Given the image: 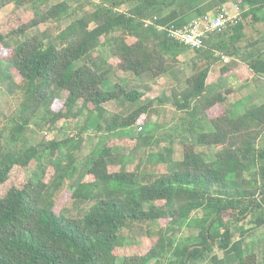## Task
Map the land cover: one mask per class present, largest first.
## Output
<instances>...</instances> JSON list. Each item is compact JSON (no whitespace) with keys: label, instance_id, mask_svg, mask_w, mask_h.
Listing matches in <instances>:
<instances>
[{"label":"trees","instance_id":"trees-1","mask_svg":"<svg viewBox=\"0 0 264 264\" xmlns=\"http://www.w3.org/2000/svg\"><path fill=\"white\" fill-rule=\"evenodd\" d=\"M232 2L242 9L237 22L208 35L183 62L190 49L160 26H183ZM8 3L11 11L0 17V81L13 79L26 95L21 122L10 134L12 146L0 140V264H259L252 246L248 251L244 246L250 232L264 230V94L240 111L235 107L241 99L237 82L247 87L264 80V32L254 35L264 21L259 14L264 0H0V10ZM127 3L132 4L122 10ZM146 19L153 23L145 25ZM47 22L57 24L50 37L34 31ZM102 44L110 51L104 65L93 54ZM77 61L81 64L73 69ZM115 72L148 75L155 82L129 88L117 81L106 90ZM112 100L147 103L109 114L103 105ZM154 103L197 115L187 123H199V130L191 140L180 134L179 157L174 139L149 168L141 161L130 170L126 153L115 149L123 146L133 154L151 145L142 124ZM42 106L51 114L45 124L52 135L20 145ZM92 117L110 118L105 127L96 126L104 131L113 125L141 130L109 138L90 157L70 197L94 202L84 215L66 217L53 202L41 205L40 199L64 178L72 185V153L82 149ZM66 120L77 122V140L56 138L58 123ZM197 144L217 150L207 159ZM42 156V164L53 169L49 180H42L39 168L36 179L21 185V174ZM146 221H157L159 233L147 238L146 246L126 243L123 229ZM182 227L198 233L179 241Z\"/></svg>","mask_w":264,"mask_h":264},{"label":"rangeland","instance_id":"rangeland-1","mask_svg":"<svg viewBox=\"0 0 264 264\" xmlns=\"http://www.w3.org/2000/svg\"><path fill=\"white\" fill-rule=\"evenodd\" d=\"M59 0H50V3H54ZM132 3H127L126 5L122 6V10H127ZM235 2H232L228 4V9L231 14H234L238 11L235 9ZM13 6V3H8L5 7L0 10V17L6 15L8 12L11 11ZM33 8V6L30 4L25 7L24 11H28L26 14L28 15L29 11ZM87 10L89 9L86 8ZM242 12V9L240 8V14ZM260 14V13H259ZM262 17H264V10L261 12ZM261 16V15H260ZM57 24L55 25L53 22H47L46 24H42L39 26L37 31L41 33V36H47L50 37L55 29ZM62 26V24H61ZM254 29L258 32L254 31V35H259L260 33L264 32V21L256 25ZM33 30H31V33ZM189 49V48H188ZM95 56L100 55L101 60L100 64L104 65L106 59L110 57V51H109V45L108 44H102L100 45L93 53ZM195 54L192 50H187L185 52V55H183L181 58L183 62H186V60H189L190 57H192ZM81 62L77 61L74 63L72 68L74 69L78 65H80ZM183 67V66H182ZM130 74V75H128ZM217 76L219 75V72L216 73ZM164 80L168 79V77L164 76ZM153 79H151L148 75L143 76H135L131 73H122V72H115L110 75V78L108 81L105 82L104 88L106 90L113 89L114 82L119 81L122 85H125L129 88L135 87V86H149L151 84ZM155 82V80L152 82V84ZM157 83V80H156ZM216 89V88H214ZM239 93L241 94V99L239 102L236 103V110L240 111L243 107H248L249 104H255L257 103L264 94V80L263 83H254L250 84L249 86H239ZM25 90L23 87L19 85V83H16L13 81H0V140L2 143L7 142L6 146L10 147L12 146V142L10 139V134L12 129L15 127L16 124L21 122V115H20V108L21 103L23 99L25 98ZM166 93H169V91H166ZM147 103V101H136L134 103H127L124 101H109L104 104V108L109 114H113L116 112H124L127 113L131 109H134L136 107H140L141 105H144ZM156 104V103H154ZM152 105L148 112L145 113V120L146 122L143 123V131L144 135L148 134L151 140L150 146H140L136 151H133V154H129V150L124 148L123 146L117 147L115 150L126 153V163L127 167L131 170L135 167L136 164L141 163V161H144L143 166H146L147 168L150 167V164L154 162L155 156L157 155L158 151L161 147L169 146L168 142L175 139V144L178 146L175 149V157H179L181 154V146L178 143L179 139L182 138L180 134L187 133L188 138L192 139L194 136H190L192 133L199 130V123H194L192 125H189L187 122L192 120V116H197L195 114L189 113L185 114L180 111H177L173 106L166 104V105ZM26 116H29L28 112L25 113ZM50 112L47 110V107L42 106L40 107L35 115L31 117V121L29 125L26 127V130L22 133L21 139L19 144L26 146L28 145H35L43 140H46V137H50L52 135V130L46 127V120L49 117ZM110 121V118L106 117L105 119L98 120L96 117H92L90 120V123L88 124V128L84 131V134H82L85 139L82 143V149L78 152H73L72 156L75 157L76 161V170L75 175L72 178V185L70 184L67 179L64 178L63 184L61 186H58L60 188H57L56 185H51L47 189H45V192L43 193L40 204H45L46 201L50 200L54 203V209L58 213H60L63 216L66 217H77L84 215L89 206L94 202V200L90 201H78L75 199H72L70 197V192L73 191L74 187L77 185L78 180L83 177V175L86 173L88 166L90 165V157L93 156L99 149L102 147V145L111 137H120L123 135H136L138 133V127L137 125H132L126 128H119L116 125H113V127L109 131H104L101 128L97 129L96 126L99 123H101L102 127H105L106 124ZM201 124H204L206 126V130L211 129V126L208 122L200 121ZM56 138L58 140L66 139L68 137H73V140H77L79 136L78 133V124L74 120H66L65 122L58 123V126L56 128ZM192 129L193 132H189ZM74 135V136H72ZM152 138V139H151ZM69 145V143H68ZM197 150L203 152L205 154V157L207 159H211L213 153L210 152L211 150H217L215 147L208 148L202 144L196 145ZM214 150V151H215ZM61 151L63 153L66 152V146H62ZM48 153V152H47ZM135 153V154H134ZM46 157L41 158V160H34L30 163V165L27 167V169L21 174V185L26 182L31 176L36 179L35 177V171L36 174H40L39 168L43 170L42 173V180L48 181L49 177L53 174V169L50 165H44L42 163L45 162ZM55 161L59 160V156L54 159ZM67 161V160H66ZM42 164L41 166H39ZM144 168V169H147ZM143 169V167H142ZM146 207L148 204L145 205ZM197 216H200L201 213H197ZM165 224V223H163ZM161 225L157 221H146L142 223L135 224L132 228L123 229V233L126 236L127 240L126 243H130L131 241L135 240L140 246H146L149 244V242H146V239L149 237H152L159 233ZM198 233V229L195 227H182L180 230V233L178 235L179 241H186L187 238H190L191 236H195ZM249 244L252 246L254 251L258 254L259 258V264H264V230L258 229L250 232V235L247 239V242H245L244 250L248 251ZM123 252V251H122ZM121 252V253H122ZM201 264H209L208 261H204Z\"/></svg>","mask_w":264,"mask_h":264},{"label":"built area","instance_id":"built-area-1","mask_svg":"<svg viewBox=\"0 0 264 264\" xmlns=\"http://www.w3.org/2000/svg\"><path fill=\"white\" fill-rule=\"evenodd\" d=\"M236 13L231 14L224 6L215 14L208 13L200 16L183 26L175 24L161 25L160 28L167 31L172 39L184 44L190 50H196L203 46L205 38L213 33L218 32L222 28L233 25L240 17V6L235 4ZM155 19V17H154ZM145 25L153 23V20H144ZM224 62L229 61V57L222 56ZM141 130V127H138Z\"/></svg>","mask_w":264,"mask_h":264},{"label":"crops","instance_id":"crops-1","mask_svg":"<svg viewBox=\"0 0 264 264\" xmlns=\"http://www.w3.org/2000/svg\"><path fill=\"white\" fill-rule=\"evenodd\" d=\"M228 4L227 5H225L224 7L229 11L230 9H228ZM264 9H262L259 13H260V15L262 16V14H261V12L263 11ZM217 73V72H216ZM217 75V74H216ZM219 76V75H218ZM233 77V76H232ZM237 84V86L239 87V86H243V83L242 82H237L236 83ZM104 106V105H103Z\"/></svg>","mask_w":264,"mask_h":264}]
</instances>
